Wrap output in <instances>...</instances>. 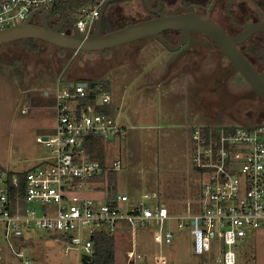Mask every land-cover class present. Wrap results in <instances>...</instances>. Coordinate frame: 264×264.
Instances as JSON below:
<instances>
[{
    "label": "rangeland",
    "instance_id": "rangeland-1",
    "mask_svg": "<svg viewBox=\"0 0 264 264\" xmlns=\"http://www.w3.org/2000/svg\"><path fill=\"white\" fill-rule=\"evenodd\" d=\"M201 43L194 53L195 66L192 60L191 66H171L179 63L180 54L152 39L97 53L79 52L74 58L71 52L31 39L0 45V167L12 172L31 170L50 155L49 148L36 139L53 133V95L56 80L64 72V80L80 77L95 83V91L109 93L112 108L118 104L117 121L126 128L125 137L105 142L106 165L121 162L114 188L106 191L104 184L99 185L103 191H97L93 185L83 195L98 201L125 195L135 204L150 192L156 198L146 201L147 206L163 204L174 217L194 214L199 210L205 178L191 165L192 132L204 127H264L260 101L239 74L221 68L214 76L211 59L198 62L207 51L220 55L214 47ZM243 109L249 117L245 124L234 115ZM32 207L37 214L53 212L52 206L35 203ZM18 226L27 242L22 245L25 257L32 264H81L82 250L69 249L65 254L68 245L57 234L27 228L24 223ZM156 230L155 225L119 223L112 234L116 264H127L126 251L132 249L143 255L137 264L151 262L155 253H161L168 264H216L221 255L218 248L195 255L188 223L178 231L174 220L167 221L164 231H170L173 238L161 247L153 240ZM232 250L237 264H264V232Z\"/></svg>",
    "mask_w": 264,
    "mask_h": 264
},
{
    "label": "built area",
    "instance_id": "built-area-1",
    "mask_svg": "<svg viewBox=\"0 0 264 264\" xmlns=\"http://www.w3.org/2000/svg\"><path fill=\"white\" fill-rule=\"evenodd\" d=\"M104 1L92 0L73 17L82 39L93 33ZM55 2L3 0L0 31L23 23L38 9L47 13ZM71 53L74 58L78 52ZM62 75L56 80L53 95V133L36 139L49 148L50 155L31 170L12 172L0 167V264H32L22 248L27 242L18 226L21 223L57 234L68 245L65 254L69 249L82 250V255L92 259V235L113 234L121 222L131 227L155 225L154 242L160 247L170 244L173 234L164 231L169 220L176 222L178 231L189 224L195 255L218 248L221 255L216 264H237L232 247L264 232V127H204L192 132L191 165L205 178L199 210L194 214L174 217L163 204L149 207L146 201L156 198L150 192L135 204L125 195L92 200L83 195L93 186L91 181L103 172L117 171L121 162L101 166L90 159L86 145L96 139L108 142L123 138L126 129L113 116L109 93L95 91V83L90 87L93 82H86L84 87L80 85L83 80H64ZM17 173L24 174L22 188ZM35 203L52 206L53 212L43 210L37 214L32 207ZM126 256L127 264L143 260V255L134 249ZM151 263L168 261L155 253Z\"/></svg>",
    "mask_w": 264,
    "mask_h": 264
},
{
    "label": "water",
    "instance_id": "water-1",
    "mask_svg": "<svg viewBox=\"0 0 264 264\" xmlns=\"http://www.w3.org/2000/svg\"><path fill=\"white\" fill-rule=\"evenodd\" d=\"M117 1L122 0L104 1L100 8L93 33L88 39H82L79 36L73 17L62 18L54 26H49L47 13L41 8L31 13L23 23L1 30L0 45L21 39H34L67 51L97 53L146 38H152L167 50L176 52L185 44L191 32H197L210 39L264 103V70L262 72L256 71L237 49V46L243 43L251 33H264L263 26H247L241 34L232 38L226 35L210 19L208 14L196 15L193 10H190L187 14L164 15L152 11L149 1L144 0L146 8L156 15L155 18L129 24L115 31L101 34L105 11L110 4ZM2 2L3 0H0V4ZM37 13L40 14V22L39 24H34L32 20ZM66 24L71 26V30L69 33H62L60 30ZM167 31L180 33L179 44L176 47L168 44L162 37L161 34ZM80 85L85 87L86 82L83 80ZM94 85L92 83L90 87L93 88ZM81 264H92V261L88 256L81 255Z\"/></svg>",
    "mask_w": 264,
    "mask_h": 264
},
{
    "label": "flooded vegetation",
    "instance_id": "flooded-vegetation-1",
    "mask_svg": "<svg viewBox=\"0 0 264 264\" xmlns=\"http://www.w3.org/2000/svg\"><path fill=\"white\" fill-rule=\"evenodd\" d=\"M152 11L159 12L164 15H180L187 14L193 10L196 15H209L210 19L229 37H236L244 31L247 26H263L264 27V0H148ZM104 15L111 17L117 25V29L127 26L129 24L140 21L150 20L156 15L150 12L144 0H122L110 4ZM61 19L48 20L49 26H54ZM121 20H126L125 25L118 26ZM32 22L39 24L40 18L34 16ZM71 26L66 24L61 28L62 33H69ZM164 40L173 47L179 44V32L167 31L161 34ZM152 39V38H146ZM143 39V40H146ZM154 40V39H152ZM142 41V40H140ZM155 41V40H154ZM202 42H206L208 46L214 47L218 54H212L207 51L202 57L197 58L198 62L202 59L209 58L212 61L211 70L214 76L221 73V68H225L227 72L232 74H239L232 64L221 54L216 46L205 35L197 32H191L185 44L176 53L180 54L177 59L179 63H173L171 66H191L196 65L194 53ZM190 42H194L193 47H190ZM45 44V43H44ZM205 45V47H208ZM114 49V48H113ZM237 49L242 53L244 58L251 64V66L258 72L264 70V33L253 32ZM194 62L191 64V61ZM221 62V63H220ZM223 62V64H222ZM225 63V64H224ZM191 64V65H190ZM227 66V67H226ZM217 67V68H216ZM182 77V74L178 75ZM255 94L258 101H260L258 109L261 110V123H264V103ZM237 111L235 118L241 122L248 123L249 117L247 110ZM251 121V119H250Z\"/></svg>",
    "mask_w": 264,
    "mask_h": 264
},
{
    "label": "trees",
    "instance_id": "trees-1",
    "mask_svg": "<svg viewBox=\"0 0 264 264\" xmlns=\"http://www.w3.org/2000/svg\"><path fill=\"white\" fill-rule=\"evenodd\" d=\"M92 0H56L52 7L47 11L48 20L62 19L65 17H74L77 11ZM49 24V23H48ZM117 30V25L108 15L103 16L101 34H106ZM32 42L42 43L38 40L31 39ZM52 47V46H51ZM55 48V47H54ZM60 52H72L56 48ZM79 53V52H78ZM77 53V54H78ZM81 80L80 77L72 81ZM105 142L102 140H93L86 145V150L93 161H97L101 166H105ZM21 179V188L23 187L24 174L17 173ZM116 171L103 172L100 176L94 178L91 183L96 185V190L100 189L99 185L106 186V191L114 188ZM103 191V190H102ZM93 244L92 264H115V239L112 234L106 232L95 233L91 238Z\"/></svg>",
    "mask_w": 264,
    "mask_h": 264
},
{
    "label": "crops",
    "instance_id": "crops-1",
    "mask_svg": "<svg viewBox=\"0 0 264 264\" xmlns=\"http://www.w3.org/2000/svg\"><path fill=\"white\" fill-rule=\"evenodd\" d=\"M45 95V94H44ZM114 109H113V116H116L117 117V115H116V110H119V108H118V104H114ZM123 126V125H122ZM124 127V126H123ZM125 128V127H124ZM126 129V128H125ZM14 172H21V171H14ZM90 191H92V190H90ZM155 195V194H154ZM102 200H108V199H106V198H103ZM118 228V227H117ZM258 233H256V234H254V235H252V236H255V235H257ZM130 251V250H129ZM126 252H128V251H126ZM125 253V252H124ZM115 264H116V255H115ZM145 264H152L151 262H148V261H146L145 262ZM169 264H174L173 262H170Z\"/></svg>",
    "mask_w": 264,
    "mask_h": 264
}]
</instances>
